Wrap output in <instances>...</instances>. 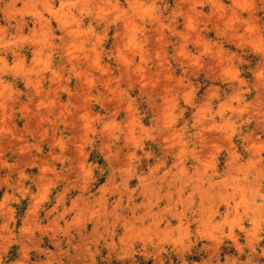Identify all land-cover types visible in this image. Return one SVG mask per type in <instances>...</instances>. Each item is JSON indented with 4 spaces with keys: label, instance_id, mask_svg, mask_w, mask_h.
<instances>
[{
    "label": "rangeland",
    "instance_id": "rangeland-1",
    "mask_svg": "<svg viewBox=\"0 0 264 264\" xmlns=\"http://www.w3.org/2000/svg\"><path fill=\"white\" fill-rule=\"evenodd\" d=\"M0 264H264V0H0Z\"/></svg>",
    "mask_w": 264,
    "mask_h": 264
}]
</instances>
